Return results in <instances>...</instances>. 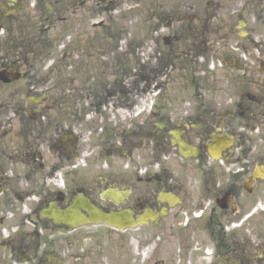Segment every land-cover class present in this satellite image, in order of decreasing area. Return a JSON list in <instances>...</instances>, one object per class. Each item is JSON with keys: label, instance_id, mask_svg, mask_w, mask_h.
Returning <instances> with one entry per match:
<instances>
[{"label": "flooded vegetation", "instance_id": "af4514ba", "mask_svg": "<svg viewBox=\"0 0 264 264\" xmlns=\"http://www.w3.org/2000/svg\"><path fill=\"white\" fill-rule=\"evenodd\" d=\"M0 264H264V0H0Z\"/></svg>", "mask_w": 264, "mask_h": 264}, {"label": "rangeland", "instance_id": "374dc122", "mask_svg": "<svg viewBox=\"0 0 264 264\" xmlns=\"http://www.w3.org/2000/svg\"><path fill=\"white\" fill-rule=\"evenodd\" d=\"M105 84H106V86H107V84H109V79H105ZM124 115H125V113H124Z\"/></svg>", "mask_w": 264, "mask_h": 264}, {"label": "water", "instance_id": "95a60500", "mask_svg": "<svg viewBox=\"0 0 264 264\" xmlns=\"http://www.w3.org/2000/svg\"><path fill=\"white\" fill-rule=\"evenodd\" d=\"M113 221H114V219L113 220H109L110 225H114L115 222H113Z\"/></svg>", "mask_w": 264, "mask_h": 264}]
</instances>
